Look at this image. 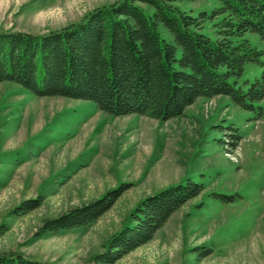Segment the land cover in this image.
<instances>
[{
    "label": "rangeland",
    "instance_id": "obj_1",
    "mask_svg": "<svg viewBox=\"0 0 264 264\" xmlns=\"http://www.w3.org/2000/svg\"><path fill=\"white\" fill-rule=\"evenodd\" d=\"M116 1L0 0V31L48 32ZM176 4L193 15L218 7L217 0ZM202 26L214 37L212 21ZM247 37L264 49L258 35ZM261 71L247 63L239 85L247 89ZM188 179L200 193L149 243L109 264H264V98L242 107L226 95L199 97L182 115L159 120L0 82V254L98 264L144 198ZM113 190L110 209L93 222L39 231L43 218ZM27 200L38 205L20 212Z\"/></svg>",
    "mask_w": 264,
    "mask_h": 264
},
{
    "label": "trees",
    "instance_id": "obj_2",
    "mask_svg": "<svg viewBox=\"0 0 264 264\" xmlns=\"http://www.w3.org/2000/svg\"><path fill=\"white\" fill-rule=\"evenodd\" d=\"M178 1L195 0H118L48 32L0 31V82L17 83L37 96L92 101L115 116L148 114L159 120L182 115L199 97L226 95L242 107L263 99L264 49L247 34L264 40V0H217L218 7L197 15ZM206 20L213 23L214 37L202 31ZM250 62L262 71L243 89L238 79ZM201 189L188 179L144 198L131 213L132 224L112 235L96 262L112 263L149 243ZM118 192L45 217L39 231L87 225L110 209ZM36 205L27 200L18 209ZM0 264L42 263L6 253Z\"/></svg>",
    "mask_w": 264,
    "mask_h": 264
}]
</instances>
